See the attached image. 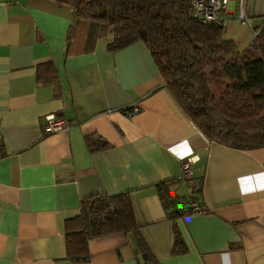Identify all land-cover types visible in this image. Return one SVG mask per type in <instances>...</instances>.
Wrapping results in <instances>:
<instances>
[{
    "label": "crops",
    "instance_id": "1",
    "mask_svg": "<svg viewBox=\"0 0 264 264\" xmlns=\"http://www.w3.org/2000/svg\"><path fill=\"white\" fill-rule=\"evenodd\" d=\"M244 9L251 25L238 22V0L225 14L224 36L240 50L264 21V0H244ZM72 16L51 0L0 1V264H139L133 239L121 233L89 239L88 261L66 255L65 223L81 200L129 191L159 263L264 264V146L207 139L142 41L110 51L106 37L65 55ZM49 114L67 127L46 133ZM90 134L111 146L90 152ZM190 156L207 210L176 219L186 251L174 254L173 225L153 185L176 177ZM176 193L194 192L182 182Z\"/></svg>",
    "mask_w": 264,
    "mask_h": 264
},
{
    "label": "trees",
    "instance_id": "2",
    "mask_svg": "<svg viewBox=\"0 0 264 264\" xmlns=\"http://www.w3.org/2000/svg\"><path fill=\"white\" fill-rule=\"evenodd\" d=\"M51 1L73 11L65 55L92 51L106 37H111L110 51L142 41L168 91L207 139L243 150L264 146V21L250 46L240 50L225 38V26L194 16L191 0ZM43 65L54 80L52 63ZM84 140L90 152L111 146L94 134ZM182 182L194 193L178 195L176 187ZM153 189L173 225V253H183L186 246L176 219L193 213L191 201L200 212L207 210L199 201L201 180L174 177ZM132 198L129 191L81 200L79 215L65 223L67 257L88 261L89 239L121 233L133 239L135 252L141 253L139 264H161L139 232Z\"/></svg>",
    "mask_w": 264,
    "mask_h": 264
},
{
    "label": "built area",
    "instance_id": "3",
    "mask_svg": "<svg viewBox=\"0 0 264 264\" xmlns=\"http://www.w3.org/2000/svg\"><path fill=\"white\" fill-rule=\"evenodd\" d=\"M1 1V0H0ZM236 0H191L193 6L194 16L201 18L207 22H215L222 26H227L228 19L225 17L227 14L228 6L230 2ZM239 12L237 15V20L242 25H251V20L246 16L244 9V0H238ZM131 113H135L138 109L132 108ZM45 127L46 133L55 132L67 127L66 122L61 116H56L54 114H49L45 116ZM194 157H185L181 160V168L177 178L184 179L192 175V164L194 163ZM189 206L193 213H201L196 201H191Z\"/></svg>",
    "mask_w": 264,
    "mask_h": 264
},
{
    "label": "clouds",
    "instance_id": "4",
    "mask_svg": "<svg viewBox=\"0 0 264 264\" xmlns=\"http://www.w3.org/2000/svg\"><path fill=\"white\" fill-rule=\"evenodd\" d=\"M262 188H264V186H262Z\"/></svg>",
    "mask_w": 264,
    "mask_h": 264
}]
</instances>
